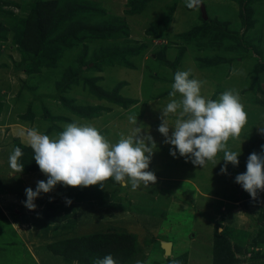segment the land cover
Returning a JSON list of instances; mask_svg holds the SVG:
<instances>
[{"label": "rangeland", "instance_id": "rangeland-1", "mask_svg": "<svg viewBox=\"0 0 264 264\" xmlns=\"http://www.w3.org/2000/svg\"><path fill=\"white\" fill-rule=\"evenodd\" d=\"M188 2L0 0V264H38L36 251L50 244L106 232L132 236L134 252L120 264H183L186 255L171 259V246L207 234L202 220L212 221L214 246L218 235L227 238L213 249L264 262V191L253 199L235 182L264 145V0H201L206 20ZM177 71L200 80L206 98L239 93L248 118L226 142L241 151L227 175L220 173L223 151L203 167L193 165L173 158L157 130L161 110L180 98L169 96ZM130 116L157 144L148 169L155 183L136 190L111 179L58 184L36 199L35 210L24 206L25 189L46 180L40 169L10 167L16 145L29 147L30 129L51 137L67 123L90 122L115 143L133 127ZM176 119L167 117L170 126ZM239 211L243 225L228 223L242 220ZM247 225L256 228L253 235ZM105 256L58 257L63 264H95Z\"/></svg>", "mask_w": 264, "mask_h": 264}, {"label": "clouds", "instance_id": "clouds-1", "mask_svg": "<svg viewBox=\"0 0 264 264\" xmlns=\"http://www.w3.org/2000/svg\"><path fill=\"white\" fill-rule=\"evenodd\" d=\"M200 4L201 0H189L187 6L192 8ZM201 87L202 82L191 78L190 71H177L169 96L175 97L179 93L180 98L170 100L161 110L162 122L157 130L165 138L164 142L172 146L169 151L173 158L179 154L193 165L203 167L223 151L224 165L220 173L227 175L229 163L239 165L241 151L227 149L226 142L239 135L247 122V113L237 91L226 90L213 100L201 94ZM169 114L177 115L173 126L168 123ZM128 119L133 127L128 134L121 133L115 143L90 122L67 123L61 132L51 137L35 128L30 129L26 134L27 143L46 180L37 181L35 190L25 189L24 206L35 210L36 199L42 193L52 192L58 184L88 187L111 179L122 187L131 183L132 190H136L142 184L147 187L155 183L156 175L148 169L157 144L150 134H141L143 128L137 126V117ZM259 131L264 134V128L259 127ZM22 155L21 148L16 147L9 157L10 166L19 172L24 167L18 164ZM235 182L253 199L258 191H264V145H261V152H252L248 156L246 171L238 174ZM71 202L66 198L67 204ZM95 264L117 262L108 254ZM137 264L142 262L137 261Z\"/></svg>", "mask_w": 264, "mask_h": 264}, {"label": "trees", "instance_id": "trees-1", "mask_svg": "<svg viewBox=\"0 0 264 264\" xmlns=\"http://www.w3.org/2000/svg\"><path fill=\"white\" fill-rule=\"evenodd\" d=\"M38 31H40V29ZM38 42L39 44L41 43L40 40H38ZM16 147H20L23 154L25 153L27 155H22L18 160V164L20 166H24L23 169L30 168L31 170L38 171L39 167L35 164L36 162H34V153L31 147H24L21 145H16ZM32 162H34V165L32 164ZM0 218H4V215L1 214V212ZM260 221L262 226L264 227V217ZM215 239L216 242L214 247H216L219 243L227 240V238L221 235H218ZM47 248L54 255L62 257H68V255L71 254H76V256H83L84 254H88L89 256L99 258L111 254L113 257L119 260V264L120 261L127 260V258H129L134 252L132 236L128 233L118 234L115 232L94 234L81 239H77L75 241L68 240L65 242H57L55 244L48 245ZM229 249L226 250L215 248V263L232 264L235 261V256L233 255V253L231 254V252H229Z\"/></svg>", "mask_w": 264, "mask_h": 264}, {"label": "crops", "instance_id": "crops-1", "mask_svg": "<svg viewBox=\"0 0 264 264\" xmlns=\"http://www.w3.org/2000/svg\"><path fill=\"white\" fill-rule=\"evenodd\" d=\"M239 215L242 218L240 222L235 223V222H232V220L229 221L227 218L228 223L231 222L239 226L243 225V223L245 222L244 221L245 219L243 218V215L240 213V211H239ZM202 221L201 222L205 224L206 226L204 228L208 229V230H205L207 234L205 235L202 234L203 235L202 236L201 231H198L196 237L192 238L190 236L186 246L184 245L181 248H177V247L175 248L172 245L171 246V254H172L171 257L172 256L173 257L171 259H173L174 257L176 258L178 255L182 254V255H186V259L184 260L183 264H223V263H215V252L213 249L214 233H213L212 221L211 222L207 220H202ZM246 227L248 230H250V232L248 233L253 235L256 228L254 226L250 227L249 225H247ZM192 241H195V243H191ZM198 243L205 244V246L202 247L201 245L202 247L201 248L198 245ZM177 249H180V250L178 251ZM36 253H37L38 260H36L35 262L38 264H57V262H59L58 264H63L61 257L53 255V253L48 248H44L42 250V253L38 251H36ZM248 263L249 261H247L243 257L235 256V261L232 264H248ZM262 264H264V262Z\"/></svg>", "mask_w": 264, "mask_h": 264}, {"label": "water", "instance_id": "water-1", "mask_svg": "<svg viewBox=\"0 0 264 264\" xmlns=\"http://www.w3.org/2000/svg\"><path fill=\"white\" fill-rule=\"evenodd\" d=\"M199 10H200V13H201V17L203 20H206L207 19V16H206V13H205V8L203 6V4L201 3L200 6H199ZM165 247H164V252H165Z\"/></svg>", "mask_w": 264, "mask_h": 264}, {"label": "bare ground", "instance_id": "bare-ground-1", "mask_svg": "<svg viewBox=\"0 0 264 264\" xmlns=\"http://www.w3.org/2000/svg\"><path fill=\"white\" fill-rule=\"evenodd\" d=\"M232 216H235V215H232ZM170 252V247L166 245V254L168 255Z\"/></svg>", "mask_w": 264, "mask_h": 264}]
</instances>
